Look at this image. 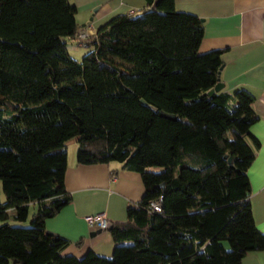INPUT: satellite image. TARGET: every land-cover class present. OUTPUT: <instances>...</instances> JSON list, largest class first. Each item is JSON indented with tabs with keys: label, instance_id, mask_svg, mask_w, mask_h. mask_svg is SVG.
<instances>
[{
	"label": "trees",
	"instance_id": "1",
	"mask_svg": "<svg viewBox=\"0 0 264 264\" xmlns=\"http://www.w3.org/2000/svg\"><path fill=\"white\" fill-rule=\"evenodd\" d=\"M153 2L99 27L79 62L67 50L79 41L75 3L0 0V264H241L264 250L244 142L253 96L207 94L222 83L221 50L199 54L201 20ZM73 138L79 164L116 161L142 176V198L109 226L112 256L63 255L69 241L44 226L72 201ZM32 206L26 227L11 225Z\"/></svg>",
	"mask_w": 264,
	"mask_h": 264
},
{
	"label": "crops",
	"instance_id": "2",
	"mask_svg": "<svg viewBox=\"0 0 264 264\" xmlns=\"http://www.w3.org/2000/svg\"><path fill=\"white\" fill-rule=\"evenodd\" d=\"M71 1L77 6L79 33L87 32L89 36L109 19L122 13H138L146 6L145 0ZM174 8L202 21L204 34L199 54L221 50L223 66L219 81L224 92L233 94L242 89L253 96L255 122L248 130L259 146L249 136L244 139L255 155L247 171L249 205L257 230L264 234V0H174ZM67 151L64 184L72 194V201L47 219L44 226L49 233L69 241L63 255L80 258L93 250L100 256H111L115 241L109 226L125 222L127 207L142 198L145 192L142 176L123 168L121 162L79 164L77 150ZM100 213L106 217L107 227L100 229L85 221L88 216ZM241 264H264V250L247 253Z\"/></svg>",
	"mask_w": 264,
	"mask_h": 264
},
{
	"label": "rangeland",
	"instance_id": "3",
	"mask_svg": "<svg viewBox=\"0 0 264 264\" xmlns=\"http://www.w3.org/2000/svg\"><path fill=\"white\" fill-rule=\"evenodd\" d=\"M67 50H69V53H70V55L75 59V60H77V61H81V59H82V57L90 50V48L89 47H87V46H85V45H80L79 44V41H75V40H70L69 41V44H68V46H67ZM78 145H79V142H78V140H77V138H75L74 140H72L71 142L69 141L68 143H67V146H66V149L68 150H71V152L73 151V149H75V150H77V148H78ZM77 154H78V150H77ZM112 163H118V162H116V161H114V162H112ZM158 171V169H156V172ZM0 193H1V195H2V197L4 196L3 195V191H1V189H0ZM33 210L35 211V209H34V206H32L30 209H29V219L26 221V223H17L16 221H11L10 220V222H11V225H13V224H21V225H23V227H26L28 224H29V222H30V218H31V216L33 215L32 213H33ZM112 256V255H111Z\"/></svg>",
	"mask_w": 264,
	"mask_h": 264
},
{
	"label": "built area",
	"instance_id": "4",
	"mask_svg": "<svg viewBox=\"0 0 264 264\" xmlns=\"http://www.w3.org/2000/svg\"><path fill=\"white\" fill-rule=\"evenodd\" d=\"M77 37L79 39L80 45H84L85 41L89 38V35L87 32H80L77 34ZM160 199H162V197H160ZM151 209L161 213L162 209H160V200L153 202ZM85 221L91 225H97L100 229L108 226L107 219L102 213L88 216Z\"/></svg>",
	"mask_w": 264,
	"mask_h": 264
},
{
	"label": "water",
	"instance_id": "5",
	"mask_svg": "<svg viewBox=\"0 0 264 264\" xmlns=\"http://www.w3.org/2000/svg\"><path fill=\"white\" fill-rule=\"evenodd\" d=\"M159 1L160 0H154V2L150 8L154 9L157 6V4L159 3ZM223 87H224V85L222 83H220V84L216 85L214 88L210 89L207 94H209L210 96H213L214 93L220 92V90H222ZM141 101L145 106L148 105V103L145 102L144 99H142ZM148 107H149V109H152V112L158 114V116H160L161 118H164V119L169 120V121H171V120L175 121L176 120V118L173 115L170 116V115H168L162 111L158 112V110L154 109L151 105H148ZM229 162H231V160H229Z\"/></svg>",
	"mask_w": 264,
	"mask_h": 264
}]
</instances>
